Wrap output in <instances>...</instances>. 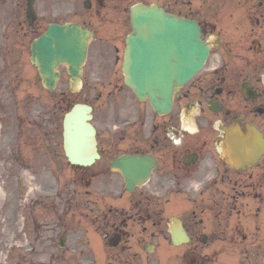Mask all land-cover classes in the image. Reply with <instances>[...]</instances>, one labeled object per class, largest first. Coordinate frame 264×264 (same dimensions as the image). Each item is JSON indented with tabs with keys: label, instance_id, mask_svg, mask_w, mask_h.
Returning a JSON list of instances; mask_svg holds the SVG:
<instances>
[{
	"label": "flooded vegetation",
	"instance_id": "af4514ba",
	"mask_svg": "<svg viewBox=\"0 0 264 264\" xmlns=\"http://www.w3.org/2000/svg\"><path fill=\"white\" fill-rule=\"evenodd\" d=\"M107 6V0H97L99 17L105 18L103 10ZM202 25L205 36H216L209 39L213 44L207 69L194 83V90L188 86L180 91L175 114L154 124L151 142L142 139L135 150L152 153L158 159L159 167L164 168L161 178L167 180L174 195L193 194L198 189L201 193L217 191L218 195H224L219 199L218 209L233 210L247 197L264 200V12L245 10L240 17L231 13L216 20L211 15ZM245 84L247 93L243 89ZM192 103L199 107L195 139L181 127L177 117L183 108L189 110ZM211 106L219 107V111H213ZM214 129L218 133L212 134ZM228 130L232 131L237 147L241 139L251 143L256 164L242 170L227 162ZM94 175L95 171L89 174ZM174 206L180 205L174 202ZM180 207L187 211L179 214L188 228L193 221L190 207L185 204ZM219 211L222 213V209ZM192 215L196 222L197 210ZM232 216L230 213L212 231L216 240L222 244H241L246 250L254 243L261 247L262 231L250 233L247 223L239 218L233 220ZM113 226L117 229V224Z\"/></svg>",
	"mask_w": 264,
	"mask_h": 264
},
{
	"label": "rangeland",
	"instance_id": "374dc122",
	"mask_svg": "<svg viewBox=\"0 0 264 264\" xmlns=\"http://www.w3.org/2000/svg\"><path fill=\"white\" fill-rule=\"evenodd\" d=\"M83 1L84 0H66L64 3H58V0H38L37 9L45 21H67L70 18H76L70 13L69 10L71 8L77 6L75 11L78 12H81L82 8L85 9L83 7ZM132 1L133 0H127V9ZM19 10L18 8L16 9L14 14L15 18L21 16V13L18 12ZM79 18L82 19L83 16H79ZM79 18L76 19L79 20ZM128 26L129 25H127L124 30V34L128 30ZM124 34L121 39H116L114 41V43L118 45L119 50L116 52H106L104 48L101 56L98 50V42H93L89 60L85 66L86 72L83 84L77 95H68L70 94V78L64 67H61L62 78L59 82L56 94H51L45 92L44 88L41 86L37 70L27 62L26 51L21 53L16 52L14 50L18 49L16 45H10L8 49H0V264H93L92 252L93 241L95 239L98 250L100 252L103 251L104 248L100 237L94 236L91 232L85 236L87 242L71 241L67 246V250L63 254H60V256L55 255L53 259H51L49 255L46 256L40 253L42 249L36 255L29 254V250H27L29 242L21 243V241H17L15 243L14 241H16L17 238H14L12 241L15 233H17L18 238L22 237L20 229L33 225L34 221H42L44 217H46L42 214L43 206L39 203L40 201H38L39 204H32L34 201L32 199L40 198V195L45 196L48 193L45 192L46 189H52L56 184V181L49 173L37 176L35 179L28 175L29 179L21 181L17 179V172H20L23 176H27V170L22 169V167L24 168V165L27 163V166L30 168L28 173H31L29 171H32L35 166L31 163V159L29 158L31 150L26 143V113L29 110V106L25 96L29 91L39 95L40 97L35 99L36 104L47 109L55 107L62 94L70 96L68 99L73 102L76 100L91 102L97 114L95 124L100 130V137L109 136L117 146L124 147L123 133L120 126L123 114L131 112V108L126 104L124 109V103L122 101L126 98L131 100V96L127 94V97H124L123 94H119L122 74L120 65L115 64L114 60L117 53L120 56L122 55ZM8 36L12 40V36ZM2 40H4V36L0 35V45H2ZM1 54H3V56H1ZM6 79L9 80L10 83L6 86L5 81V86L3 87L1 83ZM114 84L118 85V89L117 94L113 95L111 92L114 91ZM12 89L13 93L10 97L9 91ZM114 97L117 100V104L113 102ZM28 100L30 101V99ZM132 106L134 110L136 105ZM18 129H20V135L16 136ZM131 131L135 133L133 129H131ZM55 139L58 141L57 136ZM21 142L25 143V147H20ZM57 153L60 155V149H58ZM16 157H22L23 160H26L17 162ZM38 164L41 165L42 161H38ZM63 180L65 179H62V181ZM104 180L108 184V189L112 191V196L117 198L115 195L118 196L123 188L120 177L114 174L112 177H105ZM67 181L69 184L72 183L71 180ZM17 188L25 189L26 194H29L28 200H25V204L22 201L23 196H21V194L13 195V199L10 200L12 195L11 191L16 192ZM28 188H30V190ZM42 188H44V191ZM79 188L83 192V188ZM130 197L131 195L128 196V194H126L125 199L118 201L124 203L128 201ZM166 198L167 196L162 197V199ZM30 200H32L31 203H29ZM36 204L39 206H35ZM32 210H34L39 217L32 214ZM164 215H167V213L164 212ZM149 227L148 229L143 228V230L137 229L133 232L131 238L126 243V248H128V246L135 248L140 243H142L143 247V244L150 240L149 233L152 231V228ZM136 237L142 239L139 244L135 243ZM38 246L41 247L39 244ZM73 246H77L80 250H73ZM52 250H54V248H52ZM72 252L78 253L74 254ZM128 252H130L132 256V264H151L153 256H155L151 253L146 255L143 248H137L136 250L132 248L127 249L124 254ZM136 252L141 256L140 260L136 258ZM165 252H168V250H165ZM146 257H148L150 263L146 262ZM127 258L128 257L124 260L125 264H129L130 262V259Z\"/></svg>",
	"mask_w": 264,
	"mask_h": 264
},
{
	"label": "water",
	"instance_id": "95a60500",
	"mask_svg": "<svg viewBox=\"0 0 264 264\" xmlns=\"http://www.w3.org/2000/svg\"><path fill=\"white\" fill-rule=\"evenodd\" d=\"M132 17L134 32L129 38L125 63L127 81L139 97L149 96L162 112L171 102L174 86L183 83L202 66L207 49L198 40L192 24L156 6H136ZM88 36L87 29L77 24L51 25L35 42L32 59L39 65L46 86L54 88L58 77L54 69L60 62L69 65L74 84L79 80ZM83 107L86 106L78 105V108ZM82 129L75 131L72 137L68 132L67 139H85L87 134ZM129 181L134 184L137 180Z\"/></svg>",
	"mask_w": 264,
	"mask_h": 264
}]
</instances>
